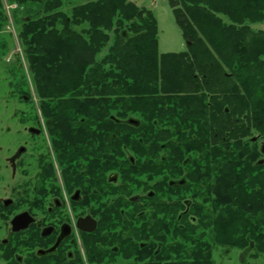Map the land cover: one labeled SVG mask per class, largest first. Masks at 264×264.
<instances>
[{
    "label": "trees",
    "instance_id": "1",
    "mask_svg": "<svg viewBox=\"0 0 264 264\" xmlns=\"http://www.w3.org/2000/svg\"><path fill=\"white\" fill-rule=\"evenodd\" d=\"M73 1L63 11L64 0H5L16 6L30 86L62 171L84 157L85 173H164L182 189L211 172L229 198L247 205L249 192L262 195L264 160L249 140L264 139V32L251 28L264 25V0H167L186 50L161 55L150 11ZM5 23L0 0V31ZM22 83L18 95L30 103Z\"/></svg>",
    "mask_w": 264,
    "mask_h": 264
},
{
    "label": "flooded vegetation",
    "instance_id": "2",
    "mask_svg": "<svg viewBox=\"0 0 264 264\" xmlns=\"http://www.w3.org/2000/svg\"><path fill=\"white\" fill-rule=\"evenodd\" d=\"M8 96L0 94V264H264V193L249 192L245 205L214 173L189 189L160 173L128 199L132 173H85L84 157L65 171L55 162L56 173L49 130Z\"/></svg>",
    "mask_w": 264,
    "mask_h": 264
},
{
    "label": "rangeland",
    "instance_id": "3",
    "mask_svg": "<svg viewBox=\"0 0 264 264\" xmlns=\"http://www.w3.org/2000/svg\"><path fill=\"white\" fill-rule=\"evenodd\" d=\"M130 3L134 4L139 8H144L152 13L154 18L157 22V29H158V53L161 54H168V53H181L185 52V42L182 38V34L180 29L175 23L174 16L172 14V10L168 4L167 0H127ZM4 2V9L6 14V23L3 30L0 31V94L4 99H9L8 95L10 94H18L19 90L25 89L26 87L23 85L22 81L25 80L27 85L29 86V91L32 93V88L29 82V76L27 72L25 56H24V49L21 47L19 41V32L20 26L16 22L13 10L16 9L15 5H8L5 0ZM76 4L73 0H64V8L63 11H68L72 5ZM20 15V14H19ZM18 15V17H19ZM251 28L254 31H262L264 32V25L257 24L252 25ZM105 53V51H104ZM17 90V91H16ZM30 103H22L20 105V111L25 113L26 116H31L33 114L36 115L38 119V125L44 127V122L40 117V113L37 110L36 99L34 94L32 93V98L30 99ZM12 104V101H9ZM32 117V116H31ZM250 145H257V149L260 152V148L264 145V139H257V137L251 138ZM39 145H37L38 147ZM262 155V154H261ZM263 160H264V155ZM52 164L55 165L54 170L56 173L58 172V168L56 167L57 162L53 155H51ZM58 163V162H57ZM112 172H108L110 174ZM128 178H124L125 182ZM128 180H131L129 178ZM133 185L132 192L126 194L129 198H134L135 196H143L144 192L146 191L147 187H144L143 176L135 177L132 176ZM135 182V183H134ZM138 182V183H137ZM126 184V183H125ZM123 184V188L121 186L114 187L115 192L117 195L124 193L126 187ZM130 190V189H129ZM126 193V192H125ZM116 195V196H117ZM182 197L185 200H190V195L186 192H182ZM112 200L111 198H109ZM129 201V200H128ZM118 264H123L120 260H117Z\"/></svg>",
    "mask_w": 264,
    "mask_h": 264
},
{
    "label": "water",
    "instance_id": "4",
    "mask_svg": "<svg viewBox=\"0 0 264 264\" xmlns=\"http://www.w3.org/2000/svg\"><path fill=\"white\" fill-rule=\"evenodd\" d=\"M260 152H261L262 155H264V145L261 146Z\"/></svg>",
    "mask_w": 264,
    "mask_h": 264
}]
</instances>
